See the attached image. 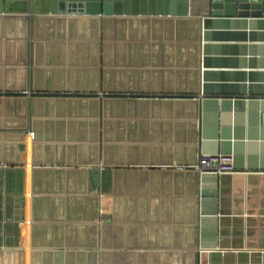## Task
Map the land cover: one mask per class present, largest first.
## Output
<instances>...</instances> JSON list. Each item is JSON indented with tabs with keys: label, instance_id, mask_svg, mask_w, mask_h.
Here are the masks:
<instances>
[{
	"label": "crops",
	"instance_id": "obj_1",
	"mask_svg": "<svg viewBox=\"0 0 264 264\" xmlns=\"http://www.w3.org/2000/svg\"><path fill=\"white\" fill-rule=\"evenodd\" d=\"M48 16L0 18V264H116L118 245L128 264H264V173L215 188L193 170L187 21ZM214 194L218 247L201 250Z\"/></svg>",
	"mask_w": 264,
	"mask_h": 264
},
{
	"label": "water",
	"instance_id": "obj_2",
	"mask_svg": "<svg viewBox=\"0 0 264 264\" xmlns=\"http://www.w3.org/2000/svg\"><path fill=\"white\" fill-rule=\"evenodd\" d=\"M8 4L0 0V18L17 13L50 15V20L55 15L185 19L198 52V85L186 97L195 102L200 153L231 155L236 171L264 173V0H32L18 9ZM105 172L97 166L90 170L96 183ZM217 177L204 173L200 185L210 181L216 188ZM217 214L216 195L203 198L201 250L218 247ZM116 248V264H128V252Z\"/></svg>",
	"mask_w": 264,
	"mask_h": 264
},
{
	"label": "built area",
	"instance_id": "obj_3",
	"mask_svg": "<svg viewBox=\"0 0 264 264\" xmlns=\"http://www.w3.org/2000/svg\"><path fill=\"white\" fill-rule=\"evenodd\" d=\"M32 134V133H31ZM197 176L212 173L217 176L232 175L236 171L232 164L231 155L198 153L193 168Z\"/></svg>",
	"mask_w": 264,
	"mask_h": 264
}]
</instances>
